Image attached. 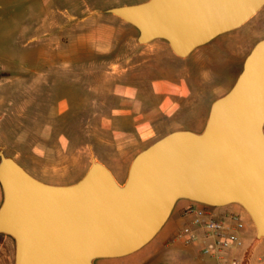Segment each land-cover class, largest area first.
Segmentation results:
<instances>
[{
    "label": "rangeland",
    "instance_id": "374dc122",
    "mask_svg": "<svg viewBox=\"0 0 264 264\" xmlns=\"http://www.w3.org/2000/svg\"><path fill=\"white\" fill-rule=\"evenodd\" d=\"M143 1L0 0V147L39 180L71 184L96 155L109 165L130 146L137 152L174 130L201 131L210 103L236 79L235 45L264 32L263 6L230 33L241 40L218 37L180 59L162 40L138 45L136 29L105 12ZM168 97L174 103L161 111ZM179 212L137 252L95 264H210L198 244L175 239L189 225ZM13 248L0 234L9 264ZM263 258L264 240L251 264Z\"/></svg>",
    "mask_w": 264,
    "mask_h": 264
},
{
    "label": "water",
    "instance_id": "95a60500",
    "mask_svg": "<svg viewBox=\"0 0 264 264\" xmlns=\"http://www.w3.org/2000/svg\"><path fill=\"white\" fill-rule=\"evenodd\" d=\"M264 0H146L109 7L137 31L138 45L167 43L187 58L238 29ZM0 234L13 264H95L131 255L160 232L181 200L238 205L264 238V38L232 86L209 106L201 131H171L137 152L119 182L96 157L76 182L51 184L0 147ZM155 264H167L158 262Z\"/></svg>",
    "mask_w": 264,
    "mask_h": 264
},
{
    "label": "built area",
    "instance_id": "2783aa9c",
    "mask_svg": "<svg viewBox=\"0 0 264 264\" xmlns=\"http://www.w3.org/2000/svg\"><path fill=\"white\" fill-rule=\"evenodd\" d=\"M1 70V66H0ZM217 207L191 202L182 211L189 225L175 235L184 244L196 243L210 264H251L252 246L245 248L240 234L243 217L235 212H217ZM264 264V258L259 260Z\"/></svg>",
    "mask_w": 264,
    "mask_h": 264
},
{
    "label": "crops",
    "instance_id": "0c3cea01",
    "mask_svg": "<svg viewBox=\"0 0 264 264\" xmlns=\"http://www.w3.org/2000/svg\"><path fill=\"white\" fill-rule=\"evenodd\" d=\"M49 1V0H47ZM51 21V20H49ZM248 22V21H247ZM246 22V23H247ZM245 23V24H246ZM243 24V25H245ZM240 26L238 29L236 30H233V31H230V32H226V33H223L217 37H215L213 40L217 39L218 37H222L224 39H231L232 37L235 38L236 40H241L238 36V34H235L234 36H232V34L230 33H237L236 31H239L242 27ZM264 38V32H256V33H253L251 36H249L248 38H246L245 40H242V41H238L239 44H236L235 47L237 48V51H235V56L240 60V67L238 69V72L236 74V77L238 75V73L240 72L241 70V66H242V62L244 60V58L247 56V54L250 52L251 48L253 47V45L260 39ZM211 40V41H213ZM155 41V40H154ZM163 41V40H162ZM210 41V42H211ZM165 42V41H164ZM208 42V43H210ZM166 43V42H165ZM207 43V44H208ZM167 44V43H166ZM205 44V45H207ZM204 46V45H203ZM158 83V82H157ZM162 86H166L167 85V89H168V86L170 87L169 89H171L173 85V83L171 81H166V82H161ZM175 88H178L177 85L175 86ZM170 91V90H169ZM168 92V91H167ZM173 93V95H176L175 92H171ZM174 103V100L170 97L167 98L166 100V103L165 105L162 106V110L163 111V107H165L167 104H173ZM127 113H130L129 111H127ZM139 117H135V119L137 120ZM130 133V132H129ZM127 135H131V136H135V133H132L131 134H127ZM132 147L133 146H130V148L125 152V154L123 155V157L118 160L117 162H110L109 165H107L105 162H103L102 160L99 159V157L96 155V158L98 160H100L101 162H103L109 169L110 171L113 173V175L115 176V178L119 181V182H122L124 179H125V176H126V173H127V169H128V166L133 158V156L139 152H133L132 150ZM80 179V178H79ZM78 180V179H77ZM77 180H75L74 182H76ZM72 182V183H74ZM191 203V201L189 200H184V199H181L179 200L175 206H174V209L172 211V214L175 212V209L177 207V205L179 206V209H180V212L182 214V211L185 207H187L189 204ZM218 212L221 213V212H235V213H239L241 214V216L243 217V221H244V228L242 229V231L240 232L242 238H243V242H244V247L245 248H248L250 246H252V248L254 249V247L258 244H260L264 238H262L260 241H257L255 239V230L248 218V216L245 214V212L236 204H230V205H227V206H224V207H218ZM188 222H189V218H187ZM165 226V225H164ZM163 226V227H164ZM163 229V228H162ZM161 229V230H162ZM160 230V231H161ZM160 233V232H159ZM158 233V234H159ZM157 234V235H158ZM5 243L6 245V242H3ZM163 262V261H162ZM0 264H9L8 262V256L6 254H1L0 253ZM12 264H13V260H12ZM254 264H260L259 261H256Z\"/></svg>",
    "mask_w": 264,
    "mask_h": 264
}]
</instances>
